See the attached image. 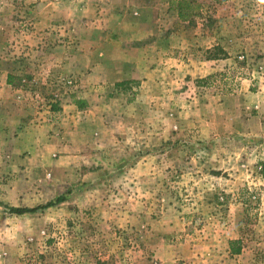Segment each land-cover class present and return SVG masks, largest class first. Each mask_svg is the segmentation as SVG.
Listing matches in <instances>:
<instances>
[{"label": "rangeland", "instance_id": "obj_1", "mask_svg": "<svg viewBox=\"0 0 264 264\" xmlns=\"http://www.w3.org/2000/svg\"><path fill=\"white\" fill-rule=\"evenodd\" d=\"M50 1L0 0V79L8 71H24L26 81L18 77L15 85L28 91L22 105L10 88L0 85V100L5 104L0 114L7 118L0 131L12 128L14 136H21L17 148H27L24 155L34 162V149L55 153L54 128L65 131L63 97L80 103L81 113L76 108L66 110L71 117L81 118L80 123L70 122L76 133L87 132L82 120L92 117L90 104L79 99L84 95L77 98V90H71L76 79L53 65L75 41L68 25L69 10L60 14L62 23L53 19L52 26L36 25L43 16L42 3ZM172 1L159 0L157 12L141 14L143 20L157 22L160 59L222 60V71L202 90L224 98L239 94L246 84L249 103L263 108L249 109L248 121L237 119L238 133L231 127L232 133L222 141L203 144L189 140V131H181L184 86L181 80L173 85L171 79L178 78L172 74H165L158 87L135 84L127 90L117 88L118 93L91 94L107 103L96 109L95 118H108L105 123L124 136L134 130L120 122L136 117L140 127L135 131L143 136L141 167L121 174L118 185L109 190L79 192L76 197L82 207L64 224L53 219L56 205L50 207L52 220L45 222L13 216L10 207L0 202V264H264V0H190L193 11L188 20L180 19ZM110 18L116 22L114 15ZM116 94L123 96L116 98ZM125 103L134 105L122 113L120 106ZM22 106L29 118L23 119V125ZM129 127H134L133 122ZM21 128L28 129L23 138ZM171 135L175 138L167 139ZM3 152L0 146V155ZM47 158L42 161L41 179L54 176L57 158ZM118 159L112 158L110 165ZM140 162L132 153L125 165ZM105 175L120 178L116 172ZM6 181L5 176L0 178V186ZM134 182L142 188H135ZM93 194L107 202L102 209L86 205ZM26 225L37 230L33 237L24 236ZM231 249L241 253L231 256Z\"/></svg>", "mask_w": 264, "mask_h": 264}, {"label": "crops", "instance_id": "obj_2", "mask_svg": "<svg viewBox=\"0 0 264 264\" xmlns=\"http://www.w3.org/2000/svg\"><path fill=\"white\" fill-rule=\"evenodd\" d=\"M158 1L51 0L42 3L44 6L43 16H39L36 21V25L40 29L52 26L53 19L55 23H62L63 20H59L60 14L66 13L67 10L70 12V24L68 25L74 30L72 35L75 41L70 47V51L60 59L57 58L53 65L59 67L57 71L60 70L61 73L76 79L71 90H77V98H79V94L84 95L79 99H86L90 104L88 110L92 117L87 115V120L82 118L83 125L86 124L87 132L76 133L77 130L70 128V122L80 123L81 118H78L79 115L71 117L69 113L66 114V110L76 108L79 113L81 112L70 97H63L64 104L60 106L65 108L63 111L65 119L63 118L61 126L65 127V131H58L57 128H54L53 131V125L49 127L54 133L52 139L55 140L53 149L55 153L51 155L44 152L39 153L37 149H34L35 162L24 155L27 148H17L21 136H14L15 132L12 128L0 131V146L4 151L0 155V178L5 176L7 180L5 185L0 186L2 187L0 192L2 206L32 209L64 197L65 201L54 207L57 213L53 218L64 224L68 216L74 215L76 208L82 207L80 204L82 201L76 197L79 192L88 190L93 193L99 189L109 190L110 187L118 185V181L123 177L121 174L130 171L138 172L141 167L139 166L140 161L143 159L140 152L143 149V136L135 131L140 127L136 117L129 120L124 118L125 123L120 122L128 126L129 130H134L133 135L124 136L122 132L114 130L105 123L108 118H95L94 115L96 109H101L100 107L107 103L104 98L98 101L95 99V95L91 94L104 93L107 90L118 93L116 86L118 83L128 82L129 84L126 86L128 89L130 85L135 84H140L141 88L148 85L158 87L160 83H163L162 77L165 74L177 77V81L172 80L171 76L168 79H171V83L175 86L181 80V85L184 86L182 99L186 101L184 106L186 111L181 113L179 126L182 132L192 133L187 135L189 140L196 139L203 144L222 141L228 133H238L234 123L239 119L248 121L246 117L249 116V109L263 108L261 104L253 106L249 103L251 96L249 86L246 84L239 94L224 98L212 96L209 92L202 90V85L222 71L221 63L224 62L222 60L188 57L183 61L178 58H167L164 62L160 59L163 51L160 50V41L155 35L157 34V22H148L141 17L143 12H157L158 5L156 3ZM41 7L39 5V9H42ZM111 15H114L116 22L110 18ZM25 73L24 71L11 70L4 76L2 75L0 79V85L4 83V86L10 88L13 97L19 98L17 102L22 105L25 103L24 98L28 95V91L15 84L19 80L18 77H22L23 81H26ZM115 96L119 98L123 95L116 94ZM186 97L190 99L186 100ZM69 102L72 107L67 105ZM12 105L19 111L16 104ZM133 105L125 103L124 106H120L123 109L122 113L130 110ZM4 107V102L0 100V110ZM22 110L24 116L19 120L23 125V119L29 120V118L25 117L27 113L23 106ZM8 118L11 117L8 116ZM6 119L0 114V123H4ZM95 120H97L96 123H93L92 121ZM121 120L123 119L119 118V121ZM131 122L134 124L133 128L129 127ZM110 124L113 123L110 122ZM231 127L234 130L232 132L230 131ZM3 129L4 127H0V130ZM74 129H77L76 125ZM27 131L28 129L21 128L19 132L22 134V138ZM182 132L179 135L183 136ZM174 138L175 135H171L167 139ZM170 152H172L171 147H168L167 154L169 155ZM132 153L135 162L140 163L129 167L125 163ZM49 156L57 158L53 160L55 162L54 176L50 175L51 179L42 176L41 179L39 174L43 172L42 161ZM117 156L119 159L115 165H110L109 162L112 161V158L115 159ZM81 159H84L82 164ZM78 165H81L82 168L76 170L75 167ZM84 166L88 168H83ZM151 169L156 170V168ZM108 172H116L120 178L109 179L105 175ZM84 178L88 179V182H85ZM215 179L217 181L219 178ZM134 184L135 188L141 187L137 182ZM86 201V205H93L99 209H102L103 205L107 203L104 199L96 197L95 194L88 197ZM50 209L52 208L40 210L38 214L12 215L27 220L41 218L48 222L52 220ZM114 217L117 216L114 215ZM36 231L35 228L26 225L24 236L33 237ZM230 254L237 256V254H233L232 249Z\"/></svg>", "mask_w": 264, "mask_h": 264}, {"label": "trees", "instance_id": "obj_3", "mask_svg": "<svg viewBox=\"0 0 264 264\" xmlns=\"http://www.w3.org/2000/svg\"><path fill=\"white\" fill-rule=\"evenodd\" d=\"M172 4L171 8L176 10L178 12V16L180 17L181 20H188L191 16L190 12H192V3L190 0H175L170 2ZM129 83L128 82H122V83H118L116 84L117 88H122L124 90H127L128 87H126ZM76 104L78 105V107H80V103L76 102ZM65 201V198H58L57 200L53 201V202H49L44 206H40L37 208H14V207H10L9 208V213L10 214H14V215H24V214H35L40 210H44V209H48L50 207H53L57 204H60L62 202ZM232 252L234 254H240L241 250L237 249V250H232Z\"/></svg>", "mask_w": 264, "mask_h": 264}, {"label": "built area", "instance_id": "obj_4", "mask_svg": "<svg viewBox=\"0 0 264 264\" xmlns=\"http://www.w3.org/2000/svg\"><path fill=\"white\" fill-rule=\"evenodd\" d=\"M154 264H159V263H156V262H155Z\"/></svg>", "mask_w": 264, "mask_h": 264}]
</instances>
